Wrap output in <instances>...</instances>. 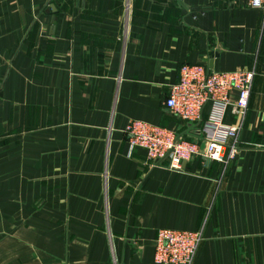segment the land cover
I'll return each mask as SVG.
<instances>
[{"label": "crops", "instance_id": "obj_1", "mask_svg": "<svg viewBox=\"0 0 264 264\" xmlns=\"http://www.w3.org/2000/svg\"><path fill=\"white\" fill-rule=\"evenodd\" d=\"M184 63L254 71L228 163L129 146L132 119L199 137L206 111L164 105ZM159 228L202 230L194 264H264V8L0 0V264H154Z\"/></svg>", "mask_w": 264, "mask_h": 264}, {"label": "built area", "instance_id": "obj_2", "mask_svg": "<svg viewBox=\"0 0 264 264\" xmlns=\"http://www.w3.org/2000/svg\"><path fill=\"white\" fill-rule=\"evenodd\" d=\"M249 3L264 8V0ZM253 77L254 71L244 68L216 71L202 64H181L178 80L170 84L164 105L189 122L201 121L206 111L204 125L197 131L199 137L186 139L172 128L132 119L124 127L130 148L144 149L152 161L168 158L172 169H180L194 156L230 162L241 148L239 132ZM228 110L238 116L237 123L225 120ZM202 240V230L159 228L154 238V264H194Z\"/></svg>", "mask_w": 264, "mask_h": 264}]
</instances>
